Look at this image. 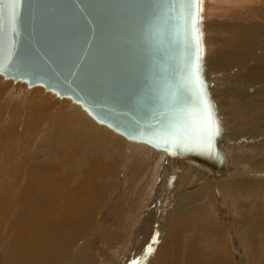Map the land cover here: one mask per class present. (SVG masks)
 <instances>
[{"label": "rangeland", "instance_id": "obj_1", "mask_svg": "<svg viewBox=\"0 0 264 264\" xmlns=\"http://www.w3.org/2000/svg\"><path fill=\"white\" fill-rule=\"evenodd\" d=\"M229 15L230 14H228V16ZM248 24L247 30L252 31L253 27H257L258 22L250 23L248 21ZM212 46V44H207L199 50L201 52L209 53L214 48ZM260 48L261 47L254 49L251 52L249 51V53L256 52V57H258L260 55ZM249 63L252 64L253 62H250L249 60V62H245L244 65L242 63L239 64V66H234L236 69L233 67L231 73L228 72L229 69L223 71L224 73L220 72L222 76L219 72H216L217 75L219 74L218 76L216 75L217 77L209 79L204 83L214 87L222 85V87L218 90L219 92L217 91L213 96H220L219 98L222 96V98L219 99L220 101L215 103L213 102L214 104H211L212 106L207 105L212 109L210 110V108L207 107V110L205 113H202V115H204V125H207L206 132L204 131V134L206 136L209 133H212L213 137L209 143L213 142L214 145L219 141L222 142V139L227 137L223 142V144L226 145L221 147L224 152L221 148L216 151L215 148L208 146L206 147V151L204 149L199 152H203L204 154H199L196 158H193L189 154H183L180 152H173L169 150L164 152V149H166L164 146L162 148L152 142L151 144L154 147L151 146V148L147 149L148 152H146V156L139 153L141 151L138 149L139 152H135V154L131 157L134 160H130L126 158L124 147H128V140L125 141V139H121L119 141L121 144L118 141L108 143V141L105 140L100 146L97 145L95 148V146L92 145L97 141V138L93 139L88 137L90 131L81 134V132L76 133L70 131V128H68V130L65 128L55 134V138L53 137L54 140H50V142L43 139L41 142H38V139L36 138L38 145L33 148L34 153L31 155L29 154L30 156L26 160L28 161L26 164L29 165L33 162V165H38L42 168L52 165H55V167L57 166V168L61 167L59 168L60 177L65 181H69V184L73 186L72 189L74 186L78 185L77 181L79 180L78 178H80L79 172L87 167L90 168V164L87 160H92V164H96L98 169L105 168L103 169L105 171L103 172L104 174L97 173L98 176L97 174L95 175V177L97 176L101 178H97L98 185H96V187L98 186L97 189L101 195V204L100 206H96L98 210L92 213V217L90 216L91 221L90 218L88 222L84 221V224L86 225L85 231L83 232L84 234L80 233V236H75L72 240L70 238V244H68L66 249L69 250V253L66 251V253L63 254L62 250H60V252L58 251V255L55 253V256H53V253L50 254L49 251H46L47 256L43 258V263L40 261V264H134V262H137V264H169L167 262H170V260V264H215V262L222 264V259H224L227 264H264V222L262 226L263 228H257L258 220L253 216V214H251L253 213L252 211L256 205L260 207V210L264 213V188L259 190L257 189V192L256 190L252 191V194H255L258 201V203H255L253 199H243L244 194L241 195L238 188L240 185L233 191L229 189L227 190L226 188L224 189V186H222L228 182H225L224 180H230L228 178L239 176L238 172L242 170L240 165V156L242 153L247 154L249 151L248 154H251V152L252 154H264V94H261L262 99L255 102H249V106L245 111V114H247L245 115V123L240 122L243 114L238 113L231 119L232 115L236 114L232 108L241 104H244V107H246L245 103L248 102V98H250L253 92H255L251 86L247 88L248 81H261V83L257 84V87L261 88L259 93H264V72L262 76H259V79H261L259 81V79L255 77L254 73L248 72L247 67L252 66L249 65ZM225 67L228 68L226 64ZM216 73H213L212 75ZM237 73H239V75ZM228 75L233 77L232 80L235 79L241 83H247V85L243 86L246 87L243 89L244 93H229L227 96V93L225 92L226 90L223 88L228 84V78H230ZM20 83L24 84L22 81L18 84ZM13 84L18 85L16 83ZM25 85H28V81L25 82L24 86ZM202 85L203 84H198V86ZM26 87L28 88V86H25L21 87V89H26ZM248 89L250 91H248ZM16 93H18V91L12 94L14 97L9 94L4 102H0V150L6 138V133L1 131H4L3 127L6 126L8 122L6 118L10 111L15 110L20 115L16 119V124H12L13 130L15 133L20 135L19 140L21 136L26 138L25 135H22L26 134L22 128L25 126L23 116L26 115L27 110L23 102L21 105L17 106V101H25L26 97L21 95L19 97ZM39 93L41 92L39 91ZM15 95L17 96L16 99ZM223 95L225 96L223 97ZM236 95H239L240 97ZM11 98L13 100L15 99L14 102ZM50 100L54 101L51 103L59 105L56 98L52 97ZM215 105L216 107H214ZM12 106H14V109ZM228 107L230 109H228ZM64 118L65 116L63 117V120L60 119L61 121H58L59 123L63 122L61 124L62 127H66L64 124ZM200 119V123L202 124L201 116ZM228 119H231V121H228ZM58 124L44 127L46 130H51L52 128L61 129L62 127ZM230 124L231 127L229 128L228 125ZM44 127L41 129H44ZM46 134L47 133H42L38 138H46ZM79 138H81V140ZM9 143L13 146L15 144L12 142ZM16 143L17 145L14 148H18V150L22 148L21 152H24L27 148V146H23V142L18 141ZM48 143L51 144L49 145ZM227 144L228 147H232V149L228 150L226 148ZM254 147L256 148L254 149ZM257 147H259V149ZM244 149H246L247 152H244ZM236 152L238 153L236 154ZM1 154L2 153L0 152V163H2ZM236 155H239L237 159L235 158L237 157ZM144 156L146 160L139 163L140 161L137 159L140 158L141 160ZM225 160L230 162L228 163ZM0 166L2 165L0 164ZM258 169L264 171L263 167H258ZM10 171L11 168L10 170H7L5 175L2 176L4 172L0 167V203L2 202L3 206L4 204L12 205L14 204V201L21 198H18V192L21 190L24 178L22 176L19 177L21 179L18 184H14V180L12 181L11 179H8L6 181L10 184L6 185L5 178H7ZM24 174L26 175V172ZM100 175L102 177H100ZM36 180L37 172L31 170L24 184L29 186ZM214 182L222 185L214 187ZM12 185H16L13 191ZM6 189L10 190H7L9 193L7 191H3ZM197 190H200V194H204L206 195V198H208V201L205 202L206 205L203 204V206L209 205L207 208L211 210L212 214L209 215L207 213V215H204L206 218L209 217L210 221L206 219L201 221V223L199 222L203 225L201 228L197 227V224L200 225L199 223H192V228H190L192 231L189 230L186 233L183 232V236H181L180 231V235H178V232L174 231L175 225L185 216L184 214L188 213V211L190 212V210L194 213L199 206L197 204L199 202L186 200ZM63 202L64 199L58 203L61 204ZM241 202L244 203V206H246L245 208H248L249 212L244 208V211L240 212L239 209H237L238 212L236 211V205ZM246 202L251 204L255 203L256 205L249 206ZM180 203H184V205L181 206ZM188 205H190L189 208ZM181 207L184 209H180ZM249 207L251 209H249ZM37 208L39 207H36V211H38ZM15 210L16 209L11 211V213H7L6 211L3 212V209H0V232H2L3 235L0 236V264L5 262L4 260L6 254L10 253L11 239L16 236V234L12 232V230L15 229L13 226H15L17 219V216L16 218L13 216L16 214ZM239 212H243V214H240ZM244 216L254 221V231L252 228H248V226L243 227L240 225L242 224L241 219ZM35 218H38L37 221H39L40 218H43V216L41 217V215H39L38 217L35 216ZM1 220H3V222ZM56 227L58 228L57 225ZM30 228L37 229L34 226H31ZM213 230L216 232V236L214 233L211 234V231L213 232ZM8 231L10 233H8ZM11 232L13 234H11ZM169 235H175L178 238L177 245H173L177 246L174 254L172 250L173 246L169 245L168 247L167 244H165L169 241V238L166 237ZM247 235H249V237ZM194 236H197V240L194 239ZM187 237L188 240L185 239ZM243 238H245L246 241ZM203 239L205 240L202 241ZM149 246L152 249L151 251L148 250ZM186 246H188V248ZM190 246L193 247L191 248L194 251H191V248H189ZM59 254H61V256ZM192 254L193 256H191ZM164 261L166 262L164 263Z\"/></svg>", "mask_w": 264, "mask_h": 264}, {"label": "water", "instance_id": "obj_2", "mask_svg": "<svg viewBox=\"0 0 264 264\" xmlns=\"http://www.w3.org/2000/svg\"><path fill=\"white\" fill-rule=\"evenodd\" d=\"M192 7L191 0H0V71L72 95L128 134L198 156L208 144L193 95Z\"/></svg>", "mask_w": 264, "mask_h": 264}, {"label": "bare ground", "instance_id": "obj_3", "mask_svg": "<svg viewBox=\"0 0 264 264\" xmlns=\"http://www.w3.org/2000/svg\"><path fill=\"white\" fill-rule=\"evenodd\" d=\"M191 3L193 7H192V11L190 13V18H189L191 22L190 33H191L192 42L194 43L193 70H194V73L196 74V84H197L195 93L193 95L196 94L198 100L201 103V113H205V111L207 110V107L212 106L215 102L220 101L219 99L222 98V96L221 98H219L220 96L213 97L214 94L222 87V85H220L219 87H214L212 85L204 84L209 79L217 77L220 74V72L224 73L223 71H226L227 69H229L228 72L231 73L234 66H239V64H242V63L244 65V63L247 61L249 62V60L250 62H253V63L252 64L249 63V65H252V66L247 67L248 72L254 73L255 77L258 79H259V76H262L264 72V47H262L264 46V2L263 0H191ZM228 14L230 15L228 16ZM248 21L250 23L258 22L257 27L256 28L253 27V29L251 28L252 31L247 30L248 25H249ZM207 44H212L213 45L212 47H214L213 50L212 51L210 50L211 52L209 53L201 52L199 49L203 46H206ZM259 47L261 48H260V55L258 57H256V54H257L256 52L249 53V51L251 52L254 49H257ZM225 64L227 65L228 68L225 67ZM216 72H219V74L217 75ZM213 73H216V74L212 75ZM237 74L239 75V73ZM229 76L230 75H228V77ZM232 78H233L232 76L228 78V84L223 88L224 90H226L225 92L227 93V96L229 93H233V94L242 93L244 91L243 89L246 88L243 86L247 85V83L244 84L238 80L237 81L235 79L232 80ZM260 80L261 79H259V81ZM20 81L24 82V84L25 82L28 81V85H25V86H28V88L26 87V89L22 90L21 87H25V86L24 84H21V83L18 84ZM254 82L248 81L247 88L251 86L255 92H253V94L251 92L252 95L250 96V98L247 97L249 100L247 103H245L246 107H244V104H241V105H237L236 107L232 108V110L236 112V114L231 113L234 115V116L232 115L231 119L234 118L238 113L243 114L242 120L240 122L245 123L246 121L245 115H247L245 114V111L247 107L249 106V102H255L257 100L262 99L261 94H264V93H259V90L261 88L257 87V84L261 83V81L258 82V80L256 81L254 80ZM13 83H16L18 85H14ZM198 84H203V85L198 86ZM232 88H238V89H232ZM252 88H249V89H252ZM249 89L248 91H250ZM16 91H18L16 95L18 94L19 97L20 95L23 97L24 96L26 97L25 101H19V102L17 101V106L21 105L23 102L27 110L26 115L23 116V119L25 120V126H23L22 128L23 131L26 132V134H22V135H25L26 138L24 136H21L19 140L20 135L15 133V131L13 130L12 124H16V119L20 115L15 110L10 111L6 118L8 122L6 126L3 127L4 131H1V132L6 133V138L0 150V152L2 153L1 154L2 163H0L2 166L0 167L2 168L3 172H4V169L6 168L2 176L5 175L7 173V170H10L11 168V171L8 173L7 178H5L6 185L10 184L8 181H6L8 179H11L12 181L14 180L15 182L14 184L19 183V180L21 179L19 177L22 176L24 179H23L22 187L20 186L21 190L18 192L19 193L18 198L19 197L21 198L14 201L13 202L14 204L12 205L4 204L3 206V203L2 202L0 203V206H1L0 209L1 210L3 209V212L6 211L7 213H11V211L16 209L15 210L16 214L13 216H15V218L17 216L15 226H13L15 229L12 230L13 227L12 229H10L12 230L14 234H16V236L11 239L10 250H9L10 253L6 254L5 260H4L5 262L4 263L2 262V263L3 264H40V261H42L43 258L47 256L46 251L47 252L49 251L50 254L53 253V256H55L54 255L55 253H57L58 255V251L60 252V250H62L63 254H65L66 251H68L69 253V250H66V249L68 247V244H70L69 243L70 238L72 240L73 238H75V236H80L85 231L86 225L84 224V221L88 222L90 216L93 215L92 213L98 210L96 206L97 205L100 206L101 204V195L99 194V191L97 189L98 186L96 187V185H98L97 178H99L97 177L98 176L97 173L104 174L103 172L105 171L103 169L105 168L98 169L97 168L98 166L96 164H92L93 163L92 160H87L88 163L90 164V168L87 167L86 169H82L79 172L80 178H78L79 180L77 181L78 185L74 186V188L72 189L73 186L69 184L70 183L69 181H65L61 179L60 174H59L60 172L59 168L61 167L57 168V166L55 167V165H52V166H46L42 168L38 165H33L34 164L33 162L31 163L29 162L30 163L29 165L26 164L28 162L26 161L28 157L34 153L33 148L35 146L37 147L38 145L37 139H38V142H41L42 139L50 142V140L51 141L54 140L53 137L55 138V134L59 133L61 130H64L65 128H67V130L68 128H70L69 130L72 132H76V133L81 132V134L90 131L88 137H91L93 139L97 138L96 139L97 141L92 145V146H95V148L97 145L100 146L102 142L105 140H107L108 143H112L116 141L119 142L121 139H125V141L128 140L127 141L128 147H124V149L126 153V158L130 160L133 159L131 157L133 156V154H135V152L136 153L139 152L138 149L141 151L139 153H141L142 155L144 154L146 156V152H148L147 149L151 148L152 146L151 144L152 141L139 137L137 135L128 134L125 130H123L122 128H119L118 126H115L113 123L103 120L102 118H99L90 107L84 104L83 101L76 99L72 95H67V94L63 95L61 94L60 91L56 89H50L43 83L31 84L29 79H25V78L15 79L14 77H10L6 73L0 71V102H4L9 96V94L12 95ZM39 91L41 93H39ZM16 95H15V99L17 97ZM224 96L225 95H223V97ZM236 96H239V95H236ZM52 97L58 100L57 103H59V105L51 103V102H54L53 100H50V98ZM11 100L13 99L11 98ZM214 107H216V105ZM12 108L14 109V106H12ZM209 108L210 110L212 109L211 107ZM228 109L230 108L228 107ZM199 113H200V109H199ZM64 116H65L64 124L66 125V127L61 126L63 122L61 123L58 122L60 119L63 120ZM231 119H228V121H231ZM54 124H58L62 128L61 129L52 128L51 130H46L44 127V126L54 125ZM228 126L230 128L231 124ZM42 127H44V129H41ZM42 133H47L46 138L45 137L38 138L40 134ZM206 137H207V144H208L207 147L210 146L211 148H215L216 151L219 150L222 146L226 145V144H223V142L225 141L227 137L225 139H222L223 140L222 142L219 141L218 143L214 145H213V142L209 143V141L212 140L213 138L212 133H209L208 135H206ZM79 139L81 140V138ZM18 141L23 142L22 143L23 146H27L24 152H21L22 148L19 150L18 148H14L17 145L16 142ZM205 141H206V138H205ZM9 142L15 143L14 146L12 144L10 145ZM58 142H59V139H58ZM119 143L121 144V142ZM70 146L73 147L72 145ZM106 146H107V143H106ZM161 147L163 148V146ZM226 148L228 150L232 149V147H228V144ZM255 148L256 147H254V149ZM257 148L259 149V147ZM221 150L223 151L222 148ZM244 150H245L244 152H247L246 149ZM165 151L167 152L168 149L167 148L164 149V152ZM237 153L238 152H236V154ZM248 153L249 151L247 152V154L242 153L243 155L241 154L240 156V165L242 167V170L238 172L239 176L238 177L233 176V177L228 178L230 180H224L225 182L226 181L228 182L223 185L216 184L214 182L215 183L214 187L222 185L224 186L223 187L224 189L226 188L227 190L229 189L233 191L235 190L236 187L240 185V187L238 188H239L240 194L241 195L244 194L243 199L245 200L253 199L255 203L256 202L258 203L257 198L255 197V194L254 195L252 194V191L256 190L257 192L259 189L264 188V171L258 169V167L264 168V154H260V153L252 154V152L251 154H248ZM199 154L202 155V153H199ZM189 155L193 158H196V155L195 156L191 154ZM145 156L141 158V160L140 158L137 159L138 161H140L139 163H142L146 160ZM238 156L235 158L237 159ZM31 170L37 172V180L33 182L31 185L27 186V184H24V183L26 182V179L28 175L30 174ZM25 172H26V175L24 174ZM96 174L97 176L95 177ZM100 177L102 176L100 175ZM15 186L16 185H12V188H13L12 191L15 189ZM7 190L10 191L9 189L3 190V191H7ZM62 199H64V202L61 204L58 203V202H61ZM186 200L199 202L197 203L199 206L194 213L191 212L190 210V212L188 211V213L184 214L185 216L181 218L178 221V223L175 225V230L174 229L173 230L177 231L178 235H180L179 232L181 231V236H183L182 235L183 232L186 233L189 230L192 231L190 229L192 228L191 227L192 223H199V222L201 223V221L206 220V219L210 221V218L209 217L206 218L204 214L206 215L207 213L209 215L212 214L211 210L207 208L209 205L203 206V204L206 205L205 202L208 201V198H206V195L200 194V190L193 192L191 196ZM234 202H237V201H234ZM255 203L251 204L249 202H246V204L249 206L250 205L254 206L256 205ZM180 205L182 206L184 205V203H180ZM189 206L190 205H188V208ZM36 207H39L37 208L38 211H36ZM245 207L246 206H244V203L241 202L236 205L235 209L236 211L237 209H239L240 212L244 211V209L245 210L247 209L248 211V208H245ZM180 209H184V208L181 207ZM249 209L251 208L249 207ZM252 212L253 213L251 214H253V216L256 217V219L258 220L257 228L259 229L263 228L262 226L264 222V213L260 210V207L256 205ZM240 214H243V212ZM39 215H41V217L43 216V218L42 219L40 218V220L37 221L38 218L36 219L35 216L38 217ZM3 220L1 221L3 222ZM90 221H91V218H90ZM241 223L242 224L240 225H242L243 227L248 226V228H252L254 231L255 223L253 220L244 216L241 219ZM56 225L58 226V228L56 227ZM31 226H34L37 229L35 228L32 229L30 228ZM202 226L203 225L201 224L200 225L197 224V227L201 228ZM12 232L11 234H13ZM8 233L10 232L8 231ZM213 233L216 236V232L214 230L213 232L211 231V234ZM241 234H242V231H241ZM1 235H2V232H0V236ZM247 236L249 237V235ZM166 237L169 238V241L165 243L167 244L168 247L169 245L171 246L177 245L178 238L175 235H169ZM185 239L188 240V237ZM194 239L197 240V236H194ZM205 239H203L202 241H204ZM243 239L245 240V238ZM186 247L188 248V246ZM191 247L192 246H190L189 248ZM176 248L177 246L172 247L173 254ZM192 248H191V251H194ZM59 255L61 256V254ZM191 256H193V254ZM222 260L224 261V262L222 261V264H227L224 259ZM165 262L166 261H164V263ZM170 262H167V263L170 264ZM216 263L217 262H215V264Z\"/></svg>", "mask_w": 264, "mask_h": 264}, {"label": "snow or ice", "instance_id": "obj_4", "mask_svg": "<svg viewBox=\"0 0 264 264\" xmlns=\"http://www.w3.org/2000/svg\"><path fill=\"white\" fill-rule=\"evenodd\" d=\"M149 251H151L152 249H151V247L149 246V249H148ZM134 264H137V262H134Z\"/></svg>", "mask_w": 264, "mask_h": 264}]
</instances>
